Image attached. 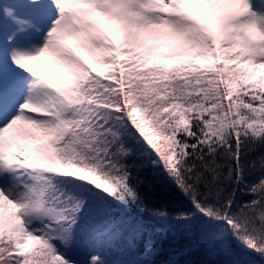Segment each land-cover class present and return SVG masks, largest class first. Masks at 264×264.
Segmentation results:
<instances>
[{
    "label": "snow or ice",
    "instance_id": "obj_1",
    "mask_svg": "<svg viewBox=\"0 0 264 264\" xmlns=\"http://www.w3.org/2000/svg\"><path fill=\"white\" fill-rule=\"evenodd\" d=\"M148 211L264 264V0H0V264H155Z\"/></svg>",
    "mask_w": 264,
    "mask_h": 264
},
{
    "label": "trees",
    "instance_id": "obj_2",
    "mask_svg": "<svg viewBox=\"0 0 264 264\" xmlns=\"http://www.w3.org/2000/svg\"><path fill=\"white\" fill-rule=\"evenodd\" d=\"M158 188L166 189V198L169 201L176 203H183V198L179 191L173 185H168L164 182V177H158ZM249 197H244L248 199ZM161 198L159 196L152 197L148 202L149 210L160 206ZM118 217H122L125 220L131 221L135 218V213L125 214L117 212ZM147 225L163 230L166 233V238L162 243V250L158 256L155 257V264H168L169 261L173 260V254L169 251L170 248L176 247V241H179L180 245L190 243V250L182 255L175 257V264H204L205 261L216 259H224L223 255L220 254L215 246L209 243H201L198 240L199 236V222H185L176 221L171 218H160L151 215V212H145L140 217ZM253 258L259 261L261 258L252 253Z\"/></svg>",
    "mask_w": 264,
    "mask_h": 264
}]
</instances>
